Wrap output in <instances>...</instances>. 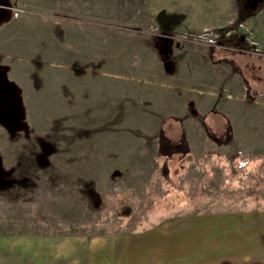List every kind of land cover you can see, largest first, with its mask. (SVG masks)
<instances>
[{
	"label": "rangeland",
	"instance_id": "1",
	"mask_svg": "<svg viewBox=\"0 0 264 264\" xmlns=\"http://www.w3.org/2000/svg\"><path fill=\"white\" fill-rule=\"evenodd\" d=\"M247 2L35 9L59 24L45 52L0 56V87L16 82L22 103L13 116L0 110V241L61 236L86 264L125 234L182 231L189 220L196 241L211 242V264H224L222 238L241 222L249 236L264 229V0L254 13ZM13 9L15 25L32 18ZM106 9L124 22L97 20ZM9 14L0 7V28ZM13 24L0 35L44 37ZM161 34L172 40L171 70L156 48Z\"/></svg>",
	"mask_w": 264,
	"mask_h": 264
},
{
	"label": "crops",
	"instance_id": "2",
	"mask_svg": "<svg viewBox=\"0 0 264 264\" xmlns=\"http://www.w3.org/2000/svg\"><path fill=\"white\" fill-rule=\"evenodd\" d=\"M5 2V4H4ZM97 5L98 0H46L43 3L33 4L27 0H3L0 2V7L11 10V14L7 17V24L0 28V32L5 27H11L13 22L17 20L18 14L13 8H20V12L31 14L32 18L28 19V23L24 22L19 25H15L19 29V32H32L33 29L44 30V37L39 35V40L34 41L31 39V35L20 36L16 33L14 28H9L8 35H0V56H4L7 60L14 59V55L18 52L30 53L35 56V48H39L38 52H45L46 48H43L48 44L51 39V30H55L54 27L48 23L41 21V18H35V9L47 8L70 13H83L80 12L83 9L90 8L87 5ZM114 2V1H113ZM64 3V4H63ZM113 7V5H111ZM23 8V9H22ZM26 8V9H25ZM14 11V13H13ZM17 13V15H16ZM119 14L121 12H118ZM27 14V13H26ZM97 13V20L100 18L103 22H116L122 23L125 19L119 16L116 19L115 13H108V9L103 10L99 15ZM117 14V15H119ZM16 15V17H15ZM122 15V14H121ZM103 16V17H101ZM15 17V18H14ZM37 21L30 23V21ZM54 23V22H53ZM62 24V23H60ZM113 24V25H114ZM59 29V28H58ZM62 30V29H61ZM60 30V31H61ZM16 33V34H15ZM55 46H59V42ZM42 48V49H40ZM208 114V113H207ZM208 120V119H207ZM226 120V115H225ZM193 223L194 221L191 220ZM190 221L186 225V230L182 231H162L154 230L141 233H128L122 238L123 242L120 244H114L110 250L106 248L102 254V258L94 259V262L86 264H211L210 256L206 257V250L211 249V242L206 240V237L195 238L194 231L188 229ZM237 230V236L222 238V246L224 244V250L220 255L222 262L227 264H264V251L262 244H264V229L260 227L253 232L252 236H249L246 232L245 225ZM185 227V226H182ZM204 227V226H203ZM160 232V233H158ZM2 238H0L1 240ZM9 240V241H7ZM6 241H0V264H85L82 261V254L79 248L73 245H68L67 240L63 243L61 236L51 237L50 235L36 234L32 236H10ZM76 239H72L74 241ZM121 240V238H120ZM119 240V241H120ZM171 241V246L167 243ZM147 241H149L147 243ZM108 245V242H107ZM234 248L235 255L237 256L236 262L229 260V254H234L232 249ZM5 250V251H4ZM195 250V253L193 252ZM91 254L94 255L93 248L90 249ZM230 261L232 263H230ZM221 262H219L220 264Z\"/></svg>",
	"mask_w": 264,
	"mask_h": 264
},
{
	"label": "trees",
	"instance_id": "3",
	"mask_svg": "<svg viewBox=\"0 0 264 264\" xmlns=\"http://www.w3.org/2000/svg\"><path fill=\"white\" fill-rule=\"evenodd\" d=\"M167 19H170V18H167ZM165 22H166V20L163 18L162 24L164 25ZM164 26H166V25H164ZM160 36H161L160 40L158 39V41H156L157 42L156 48H158L160 50L161 58L163 59V62L165 64L166 68L171 70L174 67L173 66L174 63H173V60H172L173 59V55H171L172 53H170L171 52L170 47H172V44H171L172 40H171V38L170 39H166L165 35L161 34ZM160 36H158V38ZM1 76L4 77L3 74H1L0 77ZM19 89L20 88L18 87L16 82L8 81V80L5 81L4 85H2L0 87V96H3V98H4L3 102H6V103H4L3 106H1L3 108H1L0 110L6 109V110H8V114L13 116V114L15 112V109H16V106H18L17 104L18 103H19V105L22 104L21 103V99L18 96L19 95L18 94L19 93ZM19 110H21V109L19 108ZM10 112H12V114ZM7 125H13V118H11V120H7ZM18 126H20V125H18ZM18 126H16L15 129H17ZM1 187L2 186H0V189H1Z\"/></svg>",
	"mask_w": 264,
	"mask_h": 264
},
{
	"label": "flooded vegetation",
	"instance_id": "4",
	"mask_svg": "<svg viewBox=\"0 0 264 264\" xmlns=\"http://www.w3.org/2000/svg\"><path fill=\"white\" fill-rule=\"evenodd\" d=\"M263 0H250V2L245 3L244 6H242V9L244 12H256L259 10L260 4ZM248 4V5H247Z\"/></svg>",
	"mask_w": 264,
	"mask_h": 264
}]
</instances>
